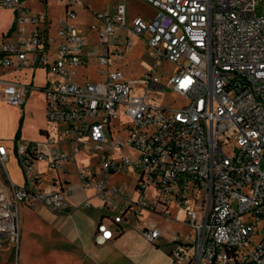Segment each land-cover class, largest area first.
<instances>
[{"label":"built area","instance_id":"2783aa9c","mask_svg":"<svg viewBox=\"0 0 264 264\" xmlns=\"http://www.w3.org/2000/svg\"><path fill=\"white\" fill-rule=\"evenodd\" d=\"M62 1L65 15L54 38L39 27L46 14H33L25 0H0L15 12V38L0 47V66L43 67L51 75L42 90L56 128L43 141L16 140L24 173L32 174L37 162L54 171L74 162L80 188L93 189L105 211L96 220L97 244L113 240L141 209L167 216L175 205L193 230L175 239L177 259L264 264V236L254 238L264 220V0H143L156 14L149 21L135 17L130 30L143 38L156 65L139 80L111 69L112 57L123 59L131 42L120 34L126 5L97 14L84 30L76 24L83 0ZM93 33L96 42L89 39ZM159 61L176 65L166 83ZM91 66L95 80L86 71ZM0 86V98L16 106L35 88L2 78ZM167 87L177 98L154 102ZM121 115L129 122L118 125ZM227 146L234 147L232 156ZM82 153L94 155L97 165L80 163ZM7 159L0 142V162ZM116 173L138 174L137 197L127 185L111 184ZM9 189L0 193V246L10 240L17 255L19 204L70 212L75 187L45 191L10 181ZM90 206L86 197L77 207ZM143 235L155 245L161 231L147 228Z\"/></svg>","mask_w":264,"mask_h":264},{"label":"crops","instance_id":"0c3cea01","mask_svg":"<svg viewBox=\"0 0 264 264\" xmlns=\"http://www.w3.org/2000/svg\"><path fill=\"white\" fill-rule=\"evenodd\" d=\"M25 4L33 14H46L47 21L39 24V27L46 28L49 36L55 38L59 21L65 15L64 2L25 0ZM57 5L62 7L59 12L55 7ZM78 7L86 9L85 5ZM14 20V10L0 5V47L4 42L15 38ZM76 24L83 28L79 15ZM33 29L34 25L29 26L30 31ZM56 44V41L52 44L50 59L55 56ZM0 78L35 87L27 94L21 106L9 104L0 98V142L8 147V159L2 164L0 171V193H9L10 181L45 191L63 186L75 187L74 193L69 196L70 212H55L41 204H19L20 239L19 250L15 255L16 264H185L174 255L177 248L175 239H182L180 233L171 234L167 238L161 232L153 245L143 235V230L160 227L155 222L145 221L139 216L140 212L129 216L119 226L122 231L113 240L97 244L96 220L105 211L98 208L101 199L95 196L93 189L83 191L80 188L74 162H69L63 171L51 170L46 163L37 162L33 166L32 174L24 173L16 154L17 132L20 130L18 139L43 141L47 132L56 128L47 119L46 99L42 90L51 75L43 67L17 69L0 66ZM62 148L68 150L64 145ZM79 162L97 165V161H91L88 156L79 157ZM86 197H90L91 206L78 208L79 203ZM183 217L185 218L184 213ZM0 248L8 257L11 255L10 244L4 242Z\"/></svg>","mask_w":264,"mask_h":264},{"label":"rangeland","instance_id":"374dc122","mask_svg":"<svg viewBox=\"0 0 264 264\" xmlns=\"http://www.w3.org/2000/svg\"><path fill=\"white\" fill-rule=\"evenodd\" d=\"M85 8L81 9L78 7L79 20L83 24V29L87 30L88 25L94 22H97V14H111L113 13L117 6L121 3H124L127 8V26L125 29L120 31L122 37L131 38V42L124 51V58L116 60L112 57V66L111 69H120L122 70L127 77L132 79H142L148 74L156 65V59L153 56L150 48L147 47L143 38L133 31L130 28L133 26V19L135 17H142L143 19L149 21L155 14L156 9L146 1L143 0H83ZM56 10L59 12L62 10V7L59 5L55 6ZM147 34H144L143 37H146ZM91 41L97 40L96 33L90 34ZM158 74L162 78V82L166 83L167 79L171 74L176 70V65L168 61H159ZM90 75L91 80H95L98 77L96 76V66H91L87 70ZM39 78V73L36 74ZM96 76V77H95ZM177 98V94L170 88H166L165 94L158 95L154 102L162 104L169 103L170 101ZM118 125L122 123H128L129 119L125 115H121L120 118L116 121ZM226 153L229 156L234 154V147L227 146ZM86 156L85 153H82L80 157ZM91 161L98 160L94 155L88 156ZM2 163L0 162V171L2 170ZM138 174L132 173H116L111 177V184L120 185L124 184L129 187V190L133 197H137V192L135 184L137 183ZM139 216L147 222H155L159 227L160 231L163 233L164 237H171V234L180 233L182 240L185 239L188 235L193 236V230L191 227L182 223L184 217L183 213L180 212L177 206L173 205L171 214L167 216H162L161 214L151 212L146 209H141ZM138 216V217H139ZM181 221V222H180ZM165 228V229H164ZM258 229L260 230L259 234L256 235L255 241H259L264 236V220L258 224ZM10 244L12 247V253L8 257L4 252L0 251V264H16L15 255L16 248L13 247L10 240L4 238L3 243ZM0 250H3L0 248Z\"/></svg>","mask_w":264,"mask_h":264},{"label":"trees","instance_id":"16d2710c","mask_svg":"<svg viewBox=\"0 0 264 264\" xmlns=\"http://www.w3.org/2000/svg\"><path fill=\"white\" fill-rule=\"evenodd\" d=\"M20 137V130L17 132L16 138L18 139Z\"/></svg>","mask_w":264,"mask_h":264}]
</instances>
